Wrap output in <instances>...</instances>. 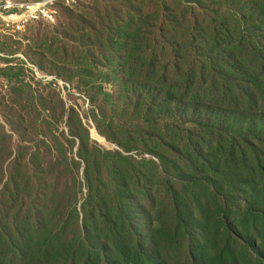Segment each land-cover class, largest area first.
I'll return each mask as SVG.
<instances>
[{
  "label": "trees",
  "instance_id": "trees-1",
  "mask_svg": "<svg viewBox=\"0 0 264 264\" xmlns=\"http://www.w3.org/2000/svg\"><path fill=\"white\" fill-rule=\"evenodd\" d=\"M242 1L207 9L187 42L134 41L127 57L145 75L136 94L146 110L136 134L156 142V159L98 145L79 119L82 216L69 204L63 217L45 206L18 221L0 264H264V0Z\"/></svg>",
  "mask_w": 264,
  "mask_h": 264
},
{
  "label": "rangeland",
  "instance_id": "rangeland-1",
  "mask_svg": "<svg viewBox=\"0 0 264 264\" xmlns=\"http://www.w3.org/2000/svg\"><path fill=\"white\" fill-rule=\"evenodd\" d=\"M11 2L20 9V1ZM243 3L80 0L60 7L54 24L33 22L0 34V240L18 221L27 224L45 206L63 217L69 204H76L82 216L88 187L86 163L78 155L80 136H85L79 119L98 145L125 146L134 160L155 158L149 151L156 142L136 134L146 119L136 94L145 75L137 70L139 65L131 68L127 53L134 41L138 46L155 41L159 50L163 38L187 42L196 25L202 28L209 20L207 9H233ZM76 29L89 36H77ZM7 30L8 22L0 15V31ZM127 73L131 84L124 86ZM100 83L110 100L94 89ZM93 109L104 116L98 119ZM70 128L77 132L75 141ZM159 180L155 177L151 190L161 196Z\"/></svg>",
  "mask_w": 264,
  "mask_h": 264
},
{
  "label": "built area",
  "instance_id": "built-area-1",
  "mask_svg": "<svg viewBox=\"0 0 264 264\" xmlns=\"http://www.w3.org/2000/svg\"><path fill=\"white\" fill-rule=\"evenodd\" d=\"M18 1H20V9H13L11 8V0H0V15L8 22V30L0 31V34H9L10 31L21 30L33 22L54 24L57 22L60 7H71L80 0Z\"/></svg>",
  "mask_w": 264,
  "mask_h": 264
},
{
  "label": "bare ground",
  "instance_id": "bare-ground-1",
  "mask_svg": "<svg viewBox=\"0 0 264 264\" xmlns=\"http://www.w3.org/2000/svg\"><path fill=\"white\" fill-rule=\"evenodd\" d=\"M11 8L17 9L16 6L11 2Z\"/></svg>",
  "mask_w": 264,
  "mask_h": 264
}]
</instances>
